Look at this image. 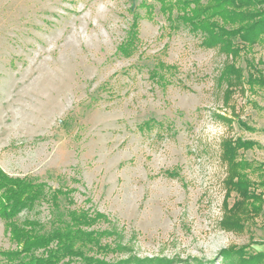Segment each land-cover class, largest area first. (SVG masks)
Listing matches in <instances>:
<instances>
[{
    "label": "rangeland",
    "instance_id": "374dc122",
    "mask_svg": "<svg viewBox=\"0 0 264 264\" xmlns=\"http://www.w3.org/2000/svg\"><path fill=\"white\" fill-rule=\"evenodd\" d=\"M167 16L158 0H0V170L46 185L18 223L49 231L57 189L62 211L101 214L91 229L123 248L107 261L232 264L221 252H261L264 86L229 90V57ZM243 52L242 77L248 58L264 81V47ZM235 139L257 144L239 150L245 168L222 158ZM236 169L257 214L230 188ZM15 249L0 219V251Z\"/></svg>",
    "mask_w": 264,
    "mask_h": 264
},
{
    "label": "trees",
    "instance_id": "16d2710c",
    "mask_svg": "<svg viewBox=\"0 0 264 264\" xmlns=\"http://www.w3.org/2000/svg\"><path fill=\"white\" fill-rule=\"evenodd\" d=\"M160 11L167 14V20L187 26L189 30L200 34L201 44L207 48H217L229 57L222 70L227 80V87L247 84L264 86V81L256 64L245 58L247 77H242V68L236 66V59L248 54L253 45L264 47V0H158ZM177 13L176 17L172 11ZM172 24V23H171ZM134 27V26H133ZM134 28L129 34L133 39ZM132 41H126L119 49L127 54L132 48ZM258 73V77L254 76ZM240 127L253 131V128L238 120ZM257 146L250 140L235 139L223 145L222 158L230 167L245 168L246 163L238 160L239 150H249ZM236 181L229 182L231 190L240 195V204L251 209L255 214L261 211L263 199L259 194L248 190L249 181L241 172L231 174ZM66 194L60 189L50 192L52 205V227L43 231L38 221L25 219L17 222L23 211H30L36 203L46 196V185L28 178H10L0 170V219L8 232L15 250L0 251L3 264H63L78 261L77 264H173L168 260H146L129 257L118 261H107L110 253H122L121 246L111 247L107 242L110 235L106 230L91 229L103 218L101 214L91 215L84 210L60 209L59 197ZM247 203V204H246ZM257 203V204H256ZM247 205V206H246ZM221 256L235 259L232 264H262L264 252L247 256L243 252H221ZM187 264V263H186Z\"/></svg>",
    "mask_w": 264,
    "mask_h": 264
},
{
    "label": "crops",
    "instance_id": "0c3cea01",
    "mask_svg": "<svg viewBox=\"0 0 264 264\" xmlns=\"http://www.w3.org/2000/svg\"><path fill=\"white\" fill-rule=\"evenodd\" d=\"M260 244L256 246L258 251L264 252V230L261 231Z\"/></svg>",
    "mask_w": 264,
    "mask_h": 264
}]
</instances>
